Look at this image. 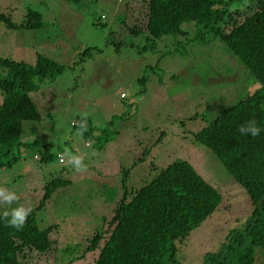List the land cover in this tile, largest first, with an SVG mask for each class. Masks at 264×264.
Here are the masks:
<instances>
[{"label": "rangeland", "instance_id": "374dc122", "mask_svg": "<svg viewBox=\"0 0 264 264\" xmlns=\"http://www.w3.org/2000/svg\"><path fill=\"white\" fill-rule=\"evenodd\" d=\"M127 1L0 0V11L17 23L29 8L41 11L45 22L28 30L0 21V56L34 64L42 53L65 66L54 80L35 78L39 88L31 95L42 119L37 131L23 137L40 142L16 151L19 158L12 166H0V213L36 208L40 226L59 224V246L74 249L61 254L57 264H94L100 250L86 251L88 238L97 228L110 227L124 193L122 169L131 167L127 183L132 190L173 160L186 159L223 195L218 209L178 244L183 264H201L203 255L217 250L254 207L217 156L192 141L193 133L261 84L219 38L195 39L194 22L184 23L189 34L183 38L165 36L150 48L146 32L129 33L126 26L146 27L144 0H132L126 8ZM90 125L94 129L87 137ZM44 144L49 161H42ZM148 149L146 160L134 167ZM57 178L71 184L40 206L45 185ZM109 188L117 191L114 201L107 198ZM37 261L55 264L54 257ZM255 264H264L262 247L256 248Z\"/></svg>", "mask_w": 264, "mask_h": 264}, {"label": "trees", "instance_id": "16d2710c", "mask_svg": "<svg viewBox=\"0 0 264 264\" xmlns=\"http://www.w3.org/2000/svg\"><path fill=\"white\" fill-rule=\"evenodd\" d=\"M235 1L242 4L232 8ZM244 1L144 0L146 27L126 22L127 32L147 33L150 48L165 36L183 38L189 34L184 23L194 22L195 39L207 41L208 35L219 38L261 84L258 91L225 108L193 133L192 141L217 156L249 194L254 207L241 227L228 231L217 250L203 255L201 264H255L256 248L262 247L264 253V0ZM0 21L10 28L28 30L45 25L43 13L33 8L27 10L21 23L2 11ZM64 69V64L42 53L37 54L34 64L0 56V166H12L19 158L16 151L39 144L38 139L23 137L37 131L42 119L31 95L39 88L35 78L54 80ZM140 81L145 83V78ZM90 126L84 130L87 137L94 129ZM43 148L42 161L51 160L48 146ZM150 152L146 150L133 166L145 161ZM9 156L11 159L5 161ZM129 170L131 167L122 169L124 193L108 222L109 229L97 228L88 238L86 251L100 250L94 264H183L177 257L178 244L218 209L222 193L182 158L132 190L127 183ZM70 184L71 180L64 178L46 184L40 206ZM106 194L114 201L117 191L109 188ZM39 223L36 208L17 215L0 213V264H40V256L54 257L57 264L61 254L74 253L72 247L59 246L55 238L59 224L41 227Z\"/></svg>", "mask_w": 264, "mask_h": 264}, {"label": "built area", "instance_id": "2783aa9c", "mask_svg": "<svg viewBox=\"0 0 264 264\" xmlns=\"http://www.w3.org/2000/svg\"><path fill=\"white\" fill-rule=\"evenodd\" d=\"M124 96H125V94H124ZM59 160H60V162H64L65 161L62 155L60 156V159Z\"/></svg>", "mask_w": 264, "mask_h": 264}]
</instances>
